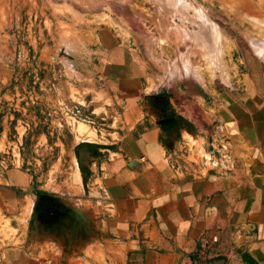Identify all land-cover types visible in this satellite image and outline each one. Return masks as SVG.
<instances>
[{"label":"rangeland","instance_id":"1","mask_svg":"<svg viewBox=\"0 0 264 264\" xmlns=\"http://www.w3.org/2000/svg\"><path fill=\"white\" fill-rule=\"evenodd\" d=\"M248 88L264 92V0H0V264L80 262L113 215L87 160L171 100L156 125L175 167L210 168L216 125L196 131L186 103Z\"/></svg>","mask_w":264,"mask_h":264},{"label":"crops","instance_id":"2","mask_svg":"<svg viewBox=\"0 0 264 264\" xmlns=\"http://www.w3.org/2000/svg\"><path fill=\"white\" fill-rule=\"evenodd\" d=\"M212 98L186 104L206 111L195 117L196 131L216 125L210 136L221 155V146L227 148V165L175 167L171 144L156 125L159 113L172 112L171 100L162 110L148 107L150 116L138 112L130 134L106 150L99 167L87 160L98 202L112 205L113 215H99L93 244L73 264H246L244 254L264 264V92L248 88ZM176 136L170 134L173 145ZM5 264L44 263L20 253Z\"/></svg>","mask_w":264,"mask_h":264},{"label":"built area","instance_id":"3","mask_svg":"<svg viewBox=\"0 0 264 264\" xmlns=\"http://www.w3.org/2000/svg\"><path fill=\"white\" fill-rule=\"evenodd\" d=\"M214 148L211 149L209 152V161H211V165L214 166V167H218L220 164L221 165H227V162L229 160V156H228V153H226L227 151V148L225 146H221V149L224 150L225 152H221L222 155L220 154V152L218 151L217 149V146L216 145H213ZM218 155H221V159H218ZM211 166V167H212Z\"/></svg>","mask_w":264,"mask_h":264},{"label":"water","instance_id":"4","mask_svg":"<svg viewBox=\"0 0 264 264\" xmlns=\"http://www.w3.org/2000/svg\"><path fill=\"white\" fill-rule=\"evenodd\" d=\"M88 145H82L81 147H84V148H86ZM80 148V147H79ZM79 148H77V150H76V152H77V155H78V158H79V160H81V158H80V154H79ZM242 259H243V261L246 263V264H253V260L247 255V254H244L243 256H242Z\"/></svg>","mask_w":264,"mask_h":264}]
</instances>
